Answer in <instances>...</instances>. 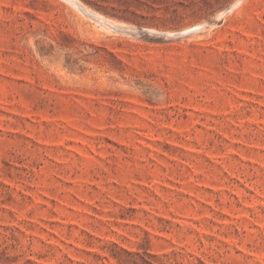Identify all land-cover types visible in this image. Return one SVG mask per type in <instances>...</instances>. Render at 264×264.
<instances>
[{"label":"rangeland","instance_id":"rangeland-1","mask_svg":"<svg viewBox=\"0 0 264 264\" xmlns=\"http://www.w3.org/2000/svg\"><path fill=\"white\" fill-rule=\"evenodd\" d=\"M70 2L0 0V264H264V0Z\"/></svg>","mask_w":264,"mask_h":264},{"label":"water","instance_id":"water-1","mask_svg":"<svg viewBox=\"0 0 264 264\" xmlns=\"http://www.w3.org/2000/svg\"><path fill=\"white\" fill-rule=\"evenodd\" d=\"M97 19V17H95ZM115 28V27H113ZM203 28L202 26L199 27V30ZM193 32V30H189V31H181V32H176L173 34H167V33H156L164 38H168V39H176V38H180L183 36H186L188 34H191Z\"/></svg>","mask_w":264,"mask_h":264},{"label":"bare ground","instance_id":"bare-ground-1","mask_svg":"<svg viewBox=\"0 0 264 264\" xmlns=\"http://www.w3.org/2000/svg\"><path fill=\"white\" fill-rule=\"evenodd\" d=\"M69 1V0H68ZM73 2H74V0H73ZM70 3H72V0H71V2ZM75 3V2H74ZM75 5V4H74ZM81 9V8H80ZM89 14V13H88ZM187 31V30H186Z\"/></svg>","mask_w":264,"mask_h":264}]
</instances>
